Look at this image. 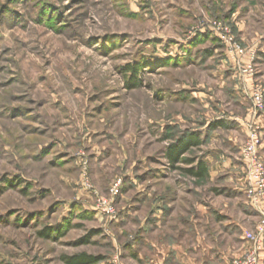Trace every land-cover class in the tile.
<instances>
[{
  "label": "rangeland",
  "instance_id": "obj_1",
  "mask_svg": "<svg viewBox=\"0 0 264 264\" xmlns=\"http://www.w3.org/2000/svg\"><path fill=\"white\" fill-rule=\"evenodd\" d=\"M256 86L264 101V0H0V264L243 257L258 217L228 166L245 186L253 134L264 162ZM209 208L229 226L209 231Z\"/></svg>",
  "mask_w": 264,
  "mask_h": 264
},
{
  "label": "built area",
  "instance_id": "obj_2",
  "mask_svg": "<svg viewBox=\"0 0 264 264\" xmlns=\"http://www.w3.org/2000/svg\"><path fill=\"white\" fill-rule=\"evenodd\" d=\"M237 52L242 53L238 46ZM251 100L255 111L264 109V101L258 86L253 88ZM257 135L250 136L242 150V161L246 168L244 195L248 205L257 213L258 221L253 232L245 233V239L250 243V250L241 258L233 260L231 264H260V251L264 237V162L257 155Z\"/></svg>",
  "mask_w": 264,
  "mask_h": 264
},
{
  "label": "trees",
  "instance_id": "obj_3",
  "mask_svg": "<svg viewBox=\"0 0 264 264\" xmlns=\"http://www.w3.org/2000/svg\"><path fill=\"white\" fill-rule=\"evenodd\" d=\"M132 71L134 73H137V68H133ZM200 144L201 142L196 136L190 135L189 137L180 140V142L177 143L176 145L171 146L167 150L166 157L169 160V162L173 165L179 161V157L182 154L186 153L192 147H198ZM183 162L188 164L193 163L190 160H183ZM183 171L188 176L197 179H202L206 176V167L202 162H199L195 168H189ZM47 232H50V230H47ZM62 259L66 264H99L100 263V261L95 260L94 258L90 256H86L84 254L73 256L70 258L63 257Z\"/></svg>",
  "mask_w": 264,
  "mask_h": 264
},
{
  "label": "crops",
  "instance_id": "obj_4",
  "mask_svg": "<svg viewBox=\"0 0 264 264\" xmlns=\"http://www.w3.org/2000/svg\"><path fill=\"white\" fill-rule=\"evenodd\" d=\"M233 144L237 145V147H238L241 144V140H238V141L237 140H234V143ZM261 149L264 150V145L261 147ZM263 154H264V152H263ZM228 169H229V175H230V179L228 180V184L230 185L229 188H231V190H234L236 194L243 192V189H244V174H242V172L240 170V166L238 165V163L236 164L235 162L234 163L233 162H230L229 163V166H228ZM217 172H218V168H216V167H215V170H214V168H211V169L209 168V170L207 171V173L210 176V179L211 180H212L213 174H217ZM236 204L237 203L235 202V205ZM197 211H198L197 212L198 213L197 220L194 222V225L196 224V229H198L196 231L202 230L201 228H206L207 229L206 226H201V221H202L201 220V217H202L201 214L202 213H205V212L202 209V207H201L200 204H198V206H197ZM214 211H216V210H210V208H209L208 209L209 215L206 216V217L203 216V218H204L203 221L205 223V220H206L207 226L209 228V231H211V228H212L211 226H214L215 227V224H217V223L219 225H224V227H226V225L229 226V224H223L224 222L220 218V217H223V216H221L222 214L220 213L221 214V215L219 214L220 217L217 218L216 216H214L215 215ZM237 211L240 213L241 216H245L246 215L245 214V211H243V210L241 211V209L240 210L238 209ZM154 216H155V214H154ZM210 219H211V221H210ZM230 221H232V223H234L237 228L238 227H241V224L240 223H238V224L235 223V222H238L239 220L238 221L237 220L235 221L234 218H231ZM210 222L212 223L211 226H209V223ZM230 225H232V224H230ZM161 226H163V225H160V223H156V225H155L156 229H154L153 231H157L158 229L161 228ZM242 230H244V229L242 228ZM154 235H156V233ZM151 247H154L153 246V243H152V246Z\"/></svg>",
  "mask_w": 264,
  "mask_h": 264
}]
</instances>
